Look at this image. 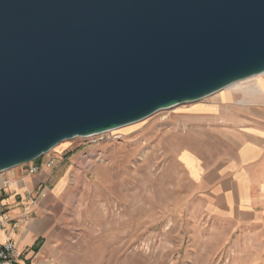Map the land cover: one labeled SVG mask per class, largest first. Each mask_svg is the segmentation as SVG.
I'll return each mask as SVG.
<instances>
[{"label": "water", "instance_id": "95a60500", "mask_svg": "<svg viewBox=\"0 0 264 264\" xmlns=\"http://www.w3.org/2000/svg\"><path fill=\"white\" fill-rule=\"evenodd\" d=\"M264 74V0H0V174Z\"/></svg>", "mask_w": 264, "mask_h": 264}, {"label": "rangeland", "instance_id": "374dc122", "mask_svg": "<svg viewBox=\"0 0 264 264\" xmlns=\"http://www.w3.org/2000/svg\"><path fill=\"white\" fill-rule=\"evenodd\" d=\"M259 80L264 89V76ZM218 97H234L235 107L249 102L241 90L221 91L112 132L65 141L32 162L35 175L22 166L0 175L26 179L32 196L47 190L58 225L52 264H264V234L221 218L194 180L198 167L232 159L238 129L249 127L231 104L209 117L198 113Z\"/></svg>", "mask_w": 264, "mask_h": 264}, {"label": "crops", "instance_id": "0c3cea01", "mask_svg": "<svg viewBox=\"0 0 264 264\" xmlns=\"http://www.w3.org/2000/svg\"><path fill=\"white\" fill-rule=\"evenodd\" d=\"M246 101L249 102L239 103L236 108L234 97L224 101L219 98L215 104L199 109L201 116L209 117L223 105L231 104L233 115L245 119L249 127L238 129L237 152L232 159L218 167H198L194 180L200 182L221 218L240 222L264 234V97ZM246 104L251 107L245 108ZM5 180L11 184L5 186ZM26 182V179L17 182L4 176L0 178V208L4 209L0 215V245L9 240L16 243L22 254L21 262L25 264H52L51 239L58 226L54 207L46 200L47 192L35 203L28 201L26 198L31 193ZM43 183H34V190ZM261 260L264 262V255Z\"/></svg>", "mask_w": 264, "mask_h": 264}, {"label": "built area", "instance_id": "2783aa9c", "mask_svg": "<svg viewBox=\"0 0 264 264\" xmlns=\"http://www.w3.org/2000/svg\"><path fill=\"white\" fill-rule=\"evenodd\" d=\"M56 163L55 159H52L47 162V169H51ZM33 163L30 165H24L22 168H25V173L29 175H35L38 173L39 168L37 166H33ZM11 182L9 180L4 181V185L8 186ZM45 189L40 192L37 196H28L26 199L35 203L38 201L40 197L44 196ZM22 254L19 253L16 243L9 240L6 243L0 245V264H25L21 262Z\"/></svg>", "mask_w": 264, "mask_h": 264}, {"label": "bare ground", "instance_id": "6f19581e", "mask_svg": "<svg viewBox=\"0 0 264 264\" xmlns=\"http://www.w3.org/2000/svg\"><path fill=\"white\" fill-rule=\"evenodd\" d=\"M261 75L264 76V74ZM261 75L238 82L230 87H227L223 91H225L226 93H233L234 91L241 90L244 93L245 99H255L257 97H264V89L263 87H261L259 80V77ZM219 93L215 95H218ZM244 102L241 103L244 104Z\"/></svg>", "mask_w": 264, "mask_h": 264}]
</instances>
